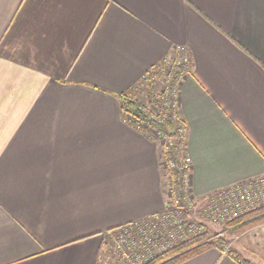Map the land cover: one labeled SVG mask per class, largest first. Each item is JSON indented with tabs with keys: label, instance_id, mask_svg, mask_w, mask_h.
Wrapping results in <instances>:
<instances>
[{
	"label": "crops",
	"instance_id": "1",
	"mask_svg": "<svg viewBox=\"0 0 264 264\" xmlns=\"http://www.w3.org/2000/svg\"><path fill=\"white\" fill-rule=\"evenodd\" d=\"M178 46L192 193L263 176L264 0H0V264H98L163 212L160 146L119 96ZM232 252L182 264L252 261Z\"/></svg>",
	"mask_w": 264,
	"mask_h": 264
},
{
	"label": "built area",
	"instance_id": "2",
	"mask_svg": "<svg viewBox=\"0 0 264 264\" xmlns=\"http://www.w3.org/2000/svg\"><path fill=\"white\" fill-rule=\"evenodd\" d=\"M174 52L175 55L173 57L165 58L157 65L161 71L160 75L165 76V86L161 94L157 96L153 93L151 94L156 106V112H150L144 108L142 110L148 113L150 120L154 121L165 119L166 114H168L167 111L171 110L172 120L176 124L175 129L172 134L170 132H161L153 129L148 121L137 125L136 129L153 141L161 142L163 146L161 151L163 169L167 172L171 169L177 170L179 175L177 178L178 184L175 185L168 182V193L172 196V200L166 204L163 212L125 225L117 233H122V236L117 241V249L126 264H144L149 258L156 255L157 251L154 250L163 251L172 247L178 240H183L190 235L202 232L201 226L184 224L180 220L183 211L187 207L184 204L188 198L186 191L190 185V165L185 156L186 129L178 114L177 96L180 80L190 74V59L186 53V48L183 46L176 47ZM173 67L178 69L175 83L171 82ZM151 72L153 73L150 80L152 88L157 76H155L153 70ZM144 79L145 74L140 81ZM123 115L126 122L133 124V120L129 115ZM177 141L181 142L179 151H172L173 148H176ZM169 152L172 153V157L164 158L163 156L169 155ZM226 192V194H219L217 198L211 196L210 204L206 209L210 219L221 224L230 222L239 216L249 214L264 206V175L235 184ZM172 207H175V210L168 209Z\"/></svg>",
	"mask_w": 264,
	"mask_h": 264
},
{
	"label": "rangeland",
	"instance_id": "3",
	"mask_svg": "<svg viewBox=\"0 0 264 264\" xmlns=\"http://www.w3.org/2000/svg\"><path fill=\"white\" fill-rule=\"evenodd\" d=\"M157 68L155 72V81L153 82L152 90L153 94L157 96L161 94L164 89L165 81L164 75H160L161 71L159 70V66L155 67L154 70ZM132 98L134 101L139 104L142 108L146 109L150 112H156V106L152 100L151 95H148L147 92H137L135 93ZM160 146V154L162 151V144L161 142H157ZM162 158H161V166H162ZM163 168V166H162ZM165 176L167 180V184L165 187L166 192V204L172 200V196L168 193V172L165 171ZM260 177V176H259ZM235 185V184H233ZM233 185L222 187L211 194H208L203 197H196L192 191L191 186L189 185L186 191L188 195L187 201L185 202L184 206H187L181 215L180 220L183 221L184 224H195L201 226L203 231L207 232L212 238V240L222 239L223 245L224 241L229 242L228 245H225V251L227 249L235 250L243 257H249L252 261H249L250 264H264V223L258 224L255 226H251L246 230H241L239 232H232L229 228H226L224 224L219 222H214L213 219H210V215L208 214L207 206L210 204V199L214 196L215 198L218 197L219 194L223 193L226 194L229 188ZM212 196V197H211ZM154 227V226H151ZM149 228V227H147ZM120 234V233H119ZM119 234H105L102 240V246L100 249V255L98 258V264H125L124 260H122L118 249H117V241L122 236V233ZM212 250L219 251L215 248ZM157 251L156 254L160 253L162 250H154ZM150 259V258H149Z\"/></svg>",
	"mask_w": 264,
	"mask_h": 264
},
{
	"label": "trees",
	"instance_id": "4",
	"mask_svg": "<svg viewBox=\"0 0 264 264\" xmlns=\"http://www.w3.org/2000/svg\"><path fill=\"white\" fill-rule=\"evenodd\" d=\"M157 67V66H156ZM155 67L151 68L154 70ZM148 71L145 73V79L139 81L132 88H130L126 93L119 96L121 112L127 114L133 120V126L136 128L137 125L148 121L153 129H156L161 132H170L173 133L175 129V122L172 120V111L168 110L165 119H159L157 121L150 120L147 112L142 110V107L134 101L132 96L139 92L145 91L148 95L153 93V90L150 85L152 72ZM178 69L173 67L172 69V83H175L177 79ZM173 85V84H171ZM170 85V86H171ZM172 131V133H171ZM181 142L177 141L176 148H173L172 151H179V145ZM164 158L172 157V153L169 152V155L163 156ZM169 183L177 185L178 184V173L177 170L171 169L168 171ZM169 210H175V207L168 208ZM167 209V210H168ZM264 223V206L257 208L249 214L239 216L238 218L224 223L226 228H229L232 232H239L241 230H246L251 226ZM121 227L116 228L109 233L117 234L120 231ZM203 230V229H202ZM212 237L205 231L198 233L196 235H190L183 240H178L173 244L172 247L167 248L160 253L154 255L144 264H182L195 256L205 252L206 250L215 248L220 252L226 253L228 256L235 258L231 249L225 251V245H228L229 242H225L223 245L222 239H216L215 241L211 239ZM126 264V263H125Z\"/></svg>",
	"mask_w": 264,
	"mask_h": 264
},
{
	"label": "water",
	"instance_id": "5",
	"mask_svg": "<svg viewBox=\"0 0 264 264\" xmlns=\"http://www.w3.org/2000/svg\"><path fill=\"white\" fill-rule=\"evenodd\" d=\"M171 133H172V131H171Z\"/></svg>",
	"mask_w": 264,
	"mask_h": 264
}]
</instances>
